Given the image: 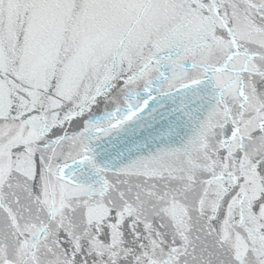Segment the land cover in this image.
<instances>
[{
  "label": "snow or ice",
  "instance_id": "obj_1",
  "mask_svg": "<svg viewBox=\"0 0 264 264\" xmlns=\"http://www.w3.org/2000/svg\"><path fill=\"white\" fill-rule=\"evenodd\" d=\"M0 264H264V0H0Z\"/></svg>",
  "mask_w": 264,
  "mask_h": 264
}]
</instances>
